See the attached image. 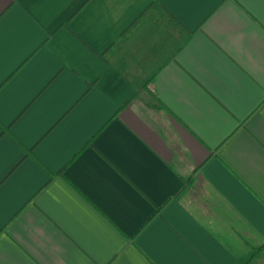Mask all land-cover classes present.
<instances>
[{
    "label": "crops",
    "instance_id": "0c3cea01",
    "mask_svg": "<svg viewBox=\"0 0 264 264\" xmlns=\"http://www.w3.org/2000/svg\"><path fill=\"white\" fill-rule=\"evenodd\" d=\"M0 264H264V0H5Z\"/></svg>",
    "mask_w": 264,
    "mask_h": 264
},
{
    "label": "trees",
    "instance_id": "16d2710c",
    "mask_svg": "<svg viewBox=\"0 0 264 264\" xmlns=\"http://www.w3.org/2000/svg\"><path fill=\"white\" fill-rule=\"evenodd\" d=\"M263 250V246L262 247H259L257 248L255 251L252 252L251 256L250 257H254L256 256L257 254L261 253Z\"/></svg>",
    "mask_w": 264,
    "mask_h": 264
},
{
    "label": "snow or ice",
    "instance_id": "6c2138e0",
    "mask_svg": "<svg viewBox=\"0 0 264 264\" xmlns=\"http://www.w3.org/2000/svg\"><path fill=\"white\" fill-rule=\"evenodd\" d=\"M5 0H0V7H3Z\"/></svg>",
    "mask_w": 264,
    "mask_h": 264
}]
</instances>
